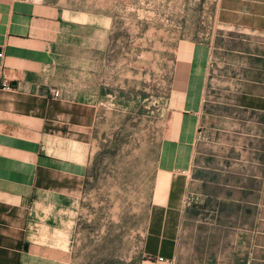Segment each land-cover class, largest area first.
I'll list each match as a JSON object with an SVG mask.
<instances>
[{
    "label": "crops",
    "instance_id": "1",
    "mask_svg": "<svg viewBox=\"0 0 264 264\" xmlns=\"http://www.w3.org/2000/svg\"><path fill=\"white\" fill-rule=\"evenodd\" d=\"M213 1L234 38L194 47L171 99L140 264L264 255V0ZM75 14L0 0V264L71 262L97 116L94 91L62 93L57 46Z\"/></svg>",
    "mask_w": 264,
    "mask_h": 264
},
{
    "label": "rangeland",
    "instance_id": "2",
    "mask_svg": "<svg viewBox=\"0 0 264 264\" xmlns=\"http://www.w3.org/2000/svg\"><path fill=\"white\" fill-rule=\"evenodd\" d=\"M45 1L77 13L57 46L62 93L96 96L70 264H140L171 99L193 48L221 45L218 34L233 33L218 29L213 0ZM263 256L257 249L255 264Z\"/></svg>",
    "mask_w": 264,
    "mask_h": 264
},
{
    "label": "built area",
    "instance_id": "3",
    "mask_svg": "<svg viewBox=\"0 0 264 264\" xmlns=\"http://www.w3.org/2000/svg\"><path fill=\"white\" fill-rule=\"evenodd\" d=\"M2 54L0 53V56H1ZM53 96L55 97V98H58L59 97V91L58 90H55L54 92H53ZM159 261H161V262H168V260H165L164 258H159L158 259Z\"/></svg>",
    "mask_w": 264,
    "mask_h": 264
}]
</instances>
